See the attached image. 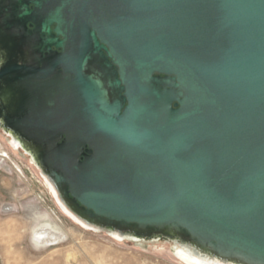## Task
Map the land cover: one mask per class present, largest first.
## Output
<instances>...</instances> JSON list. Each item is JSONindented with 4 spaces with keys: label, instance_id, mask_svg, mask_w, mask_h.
Wrapping results in <instances>:
<instances>
[{
    "label": "water",
    "instance_id": "95a60500",
    "mask_svg": "<svg viewBox=\"0 0 264 264\" xmlns=\"http://www.w3.org/2000/svg\"><path fill=\"white\" fill-rule=\"evenodd\" d=\"M10 2L45 53L0 70L43 93L12 124L67 205L264 264V0Z\"/></svg>",
    "mask_w": 264,
    "mask_h": 264
},
{
    "label": "rangeland",
    "instance_id": "374dc122",
    "mask_svg": "<svg viewBox=\"0 0 264 264\" xmlns=\"http://www.w3.org/2000/svg\"><path fill=\"white\" fill-rule=\"evenodd\" d=\"M4 134L0 126V264H187L175 252L179 237L133 233L117 240L114 230L74 223L43 185L31 155L13 150ZM47 215L65 234L57 245L39 249L32 230Z\"/></svg>",
    "mask_w": 264,
    "mask_h": 264
},
{
    "label": "flooded vegetation",
    "instance_id": "af4514ba",
    "mask_svg": "<svg viewBox=\"0 0 264 264\" xmlns=\"http://www.w3.org/2000/svg\"><path fill=\"white\" fill-rule=\"evenodd\" d=\"M10 0H0V70L7 65H35L37 59L45 55L38 54L30 50L28 43L22 39L20 29L7 28L11 25L10 20H7L6 15L11 9ZM29 8L33 9L29 4ZM33 25L30 22L26 23V30L32 31ZM57 51H60L57 49ZM9 88L10 94L4 95L3 88ZM34 97L38 98L40 106L43 105V93H34V88L18 81L14 76H5L0 78V126L8 136L3 135L7 141L18 139L20 143L33 154L32 149L28 147L23 137L31 138L33 133L23 132V130L12 124L13 121L23 117L30 116L28 107L31 105ZM64 137V135H63ZM62 137V138H63ZM12 148V147H11ZM20 147L18 151H25Z\"/></svg>",
    "mask_w": 264,
    "mask_h": 264
},
{
    "label": "bare ground",
    "instance_id": "6f19581e",
    "mask_svg": "<svg viewBox=\"0 0 264 264\" xmlns=\"http://www.w3.org/2000/svg\"><path fill=\"white\" fill-rule=\"evenodd\" d=\"M4 95H9V88H3ZM13 150L19 149L21 147L25 150L29 155L30 151H28L18 139L14 138L8 141ZM27 146L32 149L33 156H31V162L35 163L36 161L39 163L37 165L40 177L42 178L43 185L49 190L52 198L55 200L59 209L65 214L69 219H71L74 223L79 226L88 229L95 230L99 229L98 226L93 225L80 216H78L66 203V201L61 197L58 192L56 185L52 181V179L48 176L47 169L45 164L41 160V152L32 146L30 143L26 142ZM48 216V215H47ZM41 217L40 221L32 230V243L36 248H45L48 246H54L63 241L62 236L65 234L61 227L59 228L55 223H53L52 218L50 216ZM168 233H171V231ZM113 238L117 240H121L124 237L123 234L113 231ZM176 254L187 264H247L245 262H241L236 258H223L218 257L212 252H210L207 248L197 247L193 244L183 246H178L175 248Z\"/></svg>",
    "mask_w": 264,
    "mask_h": 264
},
{
    "label": "built area",
    "instance_id": "2783aa9c",
    "mask_svg": "<svg viewBox=\"0 0 264 264\" xmlns=\"http://www.w3.org/2000/svg\"><path fill=\"white\" fill-rule=\"evenodd\" d=\"M2 157H5V156H2Z\"/></svg>",
    "mask_w": 264,
    "mask_h": 264
}]
</instances>
